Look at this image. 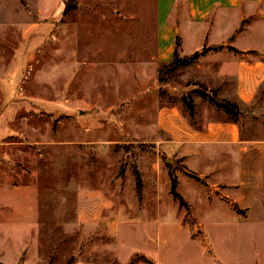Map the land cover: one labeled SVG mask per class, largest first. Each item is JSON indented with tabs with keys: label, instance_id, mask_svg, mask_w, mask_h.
Listing matches in <instances>:
<instances>
[{
	"label": "rangeland",
	"instance_id": "obj_1",
	"mask_svg": "<svg viewBox=\"0 0 264 264\" xmlns=\"http://www.w3.org/2000/svg\"><path fill=\"white\" fill-rule=\"evenodd\" d=\"M64 1L0 0V261L264 264V226L196 195L226 188L184 175L158 126L208 81L158 78L156 0Z\"/></svg>",
	"mask_w": 264,
	"mask_h": 264
},
{
	"label": "crops",
	"instance_id": "obj_2",
	"mask_svg": "<svg viewBox=\"0 0 264 264\" xmlns=\"http://www.w3.org/2000/svg\"><path fill=\"white\" fill-rule=\"evenodd\" d=\"M177 38L180 58L210 49L191 69L198 70L202 83L212 85L206 82L208 89L217 90L219 99L237 104L243 116L231 120L211 103L198 113L207 100L196 96L194 114L172 105L160 110L158 126L166 131L169 148L198 178L184 175L226 188L212 198L188 182L196 195L223 202L236 215L239 205L245 217L251 211L256 226L263 227L264 127L256 118L264 114V0H156L158 64L173 60ZM177 179L180 185L182 179Z\"/></svg>",
	"mask_w": 264,
	"mask_h": 264
},
{
	"label": "trees",
	"instance_id": "obj_3",
	"mask_svg": "<svg viewBox=\"0 0 264 264\" xmlns=\"http://www.w3.org/2000/svg\"><path fill=\"white\" fill-rule=\"evenodd\" d=\"M64 14H67L73 10L78 9V0H65L64 1ZM180 40L177 38V48L174 53L173 60L169 63H162L158 69V78L161 79L167 74H172L176 72L178 69L191 65L195 63L201 56L205 55L210 49L204 48L200 52H196L193 55L185 58H180L178 55V47ZM195 96H199L202 99L208 100L211 104H213L217 109L222 110L226 115L230 116L231 120L238 121L241 118L242 112L239 109V106L235 103H232L225 99H219L217 90L208 89L206 86L195 83V89L192 91ZM183 103L186 106L188 112L192 115L194 114V102L189 94H185L183 96ZM184 174L192 177L198 178L194 173H191L186 167H182L180 169ZM178 187V179L176 176L171 175L170 180V194L173 196L174 200L179 201L182 205H185V201L183 197L177 191ZM139 195L141 196V188L139 187Z\"/></svg>",
	"mask_w": 264,
	"mask_h": 264
},
{
	"label": "water",
	"instance_id": "obj_4",
	"mask_svg": "<svg viewBox=\"0 0 264 264\" xmlns=\"http://www.w3.org/2000/svg\"><path fill=\"white\" fill-rule=\"evenodd\" d=\"M168 163H170V161H167ZM0 264H4V263H2L1 261H0Z\"/></svg>",
	"mask_w": 264,
	"mask_h": 264
}]
</instances>
